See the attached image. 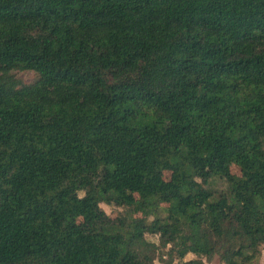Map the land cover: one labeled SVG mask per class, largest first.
Masks as SVG:
<instances>
[{"label":"trees","instance_id":"trees-1","mask_svg":"<svg viewBox=\"0 0 264 264\" xmlns=\"http://www.w3.org/2000/svg\"><path fill=\"white\" fill-rule=\"evenodd\" d=\"M263 246L264 0H0V264Z\"/></svg>","mask_w":264,"mask_h":264},{"label":"rangeland","instance_id":"rangeland-1","mask_svg":"<svg viewBox=\"0 0 264 264\" xmlns=\"http://www.w3.org/2000/svg\"><path fill=\"white\" fill-rule=\"evenodd\" d=\"M17 78L23 83V84H30L32 83L34 80H35V75L32 73V72H16L15 73ZM230 172L236 176H239L240 175V171L238 169V167L232 165L230 167ZM162 177L164 180H169L170 179V174L168 172H163L162 173ZM222 183L220 181H214V185L213 187L216 189V190H219V189H222ZM100 209L107 215L109 216L111 219H115L118 214L121 212V209L119 208H116V207H113V206H106L104 204H100L99 205ZM135 217H138V218H141V216L139 214L135 215ZM145 238L148 240V241H151V242H156V237L154 236H151V235H146ZM191 259H194V257L192 255H187L185 257V261H188V260H191ZM203 263L204 264H216L217 263V260L214 258L213 260L211 261H206L205 259H202ZM161 264V263H159ZM258 264H264V246L261 248V258L259 260V263Z\"/></svg>","mask_w":264,"mask_h":264}]
</instances>
